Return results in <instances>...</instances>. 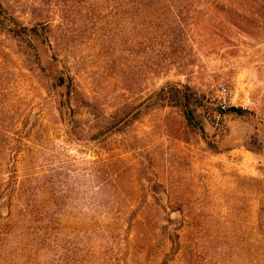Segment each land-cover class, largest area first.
Returning <instances> with one entry per match:
<instances>
[{
  "label": "rangeland",
  "instance_id": "374dc122",
  "mask_svg": "<svg viewBox=\"0 0 264 264\" xmlns=\"http://www.w3.org/2000/svg\"><path fill=\"white\" fill-rule=\"evenodd\" d=\"M2 1L32 22L28 7L37 0ZM232 39L234 46L220 49L194 46L192 65H144L151 54L136 51L117 54L130 59L126 65H98L96 49L80 52L83 62L66 67L96 114L138 104L166 82L187 83L201 97V133L158 101L106 141L74 143L49 82L22 57V43L0 32L2 99L29 134L17 158L19 179H34L36 191L50 188L54 227L67 225L75 243L111 230L122 247L114 264H161L171 251L168 231L178 251L167 264H264V39ZM221 104L226 109L216 119ZM108 159L113 167L104 176L100 162ZM126 237L138 240L135 257L123 249Z\"/></svg>",
  "mask_w": 264,
  "mask_h": 264
},
{
  "label": "trees",
  "instance_id": "16d2710c",
  "mask_svg": "<svg viewBox=\"0 0 264 264\" xmlns=\"http://www.w3.org/2000/svg\"><path fill=\"white\" fill-rule=\"evenodd\" d=\"M28 9L32 22L24 24L0 0V32L22 43V57L47 79L67 140L74 143L84 138L104 142L158 101L177 108L186 126L201 133L195 115L201 97L187 83L166 82L138 104L123 103L96 114V105L84 99L66 67L81 64L86 49L98 51V65H126L130 59L117 55L122 51L150 53L144 65H192L194 46H234L233 35L264 39V0H37ZM152 74L158 76L159 70ZM1 94L0 264H114L112 255L122 247L111 230L106 237L75 243L68 238L67 225H52L57 215L51 211L50 188L41 184L36 191L34 179H19L17 158L29 134ZM228 112L246 113L234 107ZM112 167L111 159L100 162L104 176L111 175ZM168 234L171 251L161 264L178 251L176 233ZM137 243L126 237L123 249L135 257Z\"/></svg>",
  "mask_w": 264,
  "mask_h": 264
},
{
  "label": "built area",
  "instance_id": "2783aa9c",
  "mask_svg": "<svg viewBox=\"0 0 264 264\" xmlns=\"http://www.w3.org/2000/svg\"><path fill=\"white\" fill-rule=\"evenodd\" d=\"M225 109H226V105H225V104H221V105H220V110H219L218 115L216 116V119H218L220 112H222V111L225 110Z\"/></svg>",
  "mask_w": 264,
  "mask_h": 264
}]
</instances>
